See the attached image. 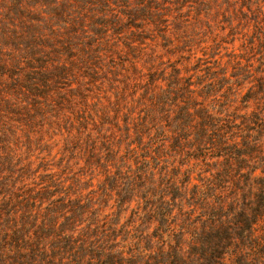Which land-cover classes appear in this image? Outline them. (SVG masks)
Segmentation results:
<instances>
[{
  "label": "trees",
  "instance_id": "16d2710c",
  "mask_svg": "<svg viewBox=\"0 0 264 264\" xmlns=\"http://www.w3.org/2000/svg\"><path fill=\"white\" fill-rule=\"evenodd\" d=\"M264 0H0V264H264Z\"/></svg>",
  "mask_w": 264,
  "mask_h": 264
},
{
  "label": "rangeland",
  "instance_id": "374dc122",
  "mask_svg": "<svg viewBox=\"0 0 264 264\" xmlns=\"http://www.w3.org/2000/svg\"><path fill=\"white\" fill-rule=\"evenodd\" d=\"M260 225L262 226V229L264 230V218H263V220L261 221Z\"/></svg>",
  "mask_w": 264,
  "mask_h": 264
}]
</instances>
